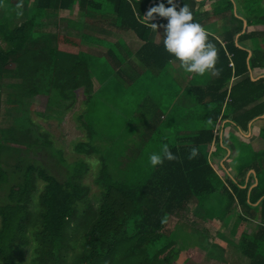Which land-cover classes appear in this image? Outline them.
Listing matches in <instances>:
<instances>
[{
  "label": "trees",
  "instance_id": "1",
  "mask_svg": "<svg viewBox=\"0 0 264 264\" xmlns=\"http://www.w3.org/2000/svg\"><path fill=\"white\" fill-rule=\"evenodd\" d=\"M23 1L25 4L20 7L12 0H0V41L6 44V47L0 45V78L4 74L20 78L25 98L46 96L60 104H65L80 87L85 89V110L76 120L83 126L86 140L75 142L73 151L85 157H97L99 166L94 181L100 187V201L97 208L90 204V188L83 180L91 167L82 158L73 161L65 181L54 177L43 165L8 166L3 161L6 152L34 149L46 150L60 163L64 162V152L55 146L49 133L40 131L32 113L19 118L18 128H1L0 264H187L185 259L189 264L199 245L210 246L209 254L214 250L226 254L228 246L235 245L227 235L239 240L236 251L240 249L248 260L245 264H264V151L255 152L250 146L239 144L234 166L238 175L256 168L258 184L251 189L250 184L235 179L227 187L205 150L215 142V151H223L224 144L215 134L220 122L232 120L247 129L248 123L264 115V78L256 80L253 74L255 69L264 68L263 0H240L248 26L256 30L242 35V39L252 42L251 57L248 50L239 48L233 41L234 32L239 33L241 28L237 25L232 31L227 27L236 21L234 0H177V10L184 4L188 6L193 22L206 30L217 52L215 77L208 76L207 86L189 80L192 86L188 92L200 106L199 115L195 111L192 118L187 110L173 104L184 90L182 77L177 71L170 80L164 76L179 63L164 50L163 39L156 44L160 25L166 24L167 19L144 20L153 6L164 3L168 7L166 0H36L32 8H28L30 0ZM76 4L85 17L92 18L98 12L114 15L116 30L132 32L138 40L133 44L134 50L127 41L124 47H120V41L115 42L119 57L125 61L132 58L130 61L142 71L140 76L129 67V76L126 69L124 74L123 65L109 57L111 50H106L108 55L96 53L113 59V67L125 86L135 89L136 85L140 86L137 89H144L146 97L152 93L145 107L154 109L150 120L154 129L137 156L126 160L125 165L121 159L127 157L135 139L99 132L91 121L94 101L101 91L106 92L107 86L103 87L94 75L96 57L79 49L87 35L69 37L56 32V37H47L39 29L40 21L48 13L55 15ZM204 6L212 7V14L219 16L220 24L227 27L225 46L208 33L213 30L205 25L209 17L202 10ZM150 23H155L157 30ZM77 28L82 30V24ZM54 39L75 52L42 46ZM9 61L15 63L14 69L5 68ZM145 73L157 82L155 88L146 87ZM169 107L171 113H166ZM171 120L183 125V129L174 131ZM135 121L134 118L127 123L128 135L132 137L136 133ZM260 136L264 138V130ZM150 141L153 142L148 146L153 150L146 146ZM165 144L176 159H165L153 166L145 154L150 157L152 153H161ZM193 148L196 155L190 158ZM246 153L253 157L241 163ZM143 160L146 161L141 164ZM38 181L44 187L37 194ZM227 201L228 207L237 208V212H227L224 217L216 215L224 210ZM180 212L187 222H181ZM197 221L205 232L195 228ZM80 228L83 235L78 242L76 233ZM188 242L197 244L198 248L189 247Z\"/></svg>",
  "mask_w": 264,
  "mask_h": 264
},
{
  "label": "rangeland",
  "instance_id": "2",
  "mask_svg": "<svg viewBox=\"0 0 264 264\" xmlns=\"http://www.w3.org/2000/svg\"><path fill=\"white\" fill-rule=\"evenodd\" d=\"M102 13L104 14V12ZM75 14L77 16L81 15L77 11ZM210 21L211 19L209 20V22ZM228 21H230V19ZM60 27V29H56L53 26H51L50 28V26L42 27V25H40L39 29L48 31L49 28L52 32L57 31V34L59 35H70L69 37L76 36V32H72L71 34L67 33L69 32V30H67L66 23L64 25H61ZM85 29L87 31H84ZM97 30L102 32L103 35L95 30H92L90 28V25L88 26L84 23L82 34H86L87 37L86 40L83 39L84 41H82L81 47L79 48L81 50L88 51L89 54L93 56V58L96 57L94 59V63H96L94 68V75L97 78L98 82L103 85V87L105 85L107 86L106 92L104 90L101 91L94 101V110L91 116V121L99 132H106L108 134L110 133V135H118L124 137L131 136V138L135 139V142L130 145V148L126 155L127 157L121 159L124 161L125 165V162H127L126 160L134 159L137 156L138 151L141 150L143 147V143L145 144L147 142L148 139L146 140V138L154 129V123L150 121L152 116L154 115V109H149V107H145L148 104V101H151L150 97L152 96V93L150 92V94H148L146 97L147 93L144 89H137L140 86L136 85V89L130 88L129 86H125L122 80H120L117 76L116 69H114L112 64L113 59L106 58L104 55L101 54H96L98 52H102L103 54L108 55L106 50H111V55H109V57L111 58L112 56L113 58L117 59V61L121 65H123L121 69L124 70V74L127 70V76H129L130 73L128 69L130 68L134 69L140 76L142 71L139 66L136 67L133 64L135 63L133 60V63L130 61L132 58H129V61H125L124 59H122V57H119L118 53L116 52L117 41H120V47H124L123 43H126L127 39V37L125 36L126 33L118 32L115 34L113 29L103 25H98ZM119 36L125 37V39H123L122 37L119 38ZM134 40H136L135 37L133 38V41ZM0 45L6 47V44L2 41H0ZM129 45L134 50L135 47L133 46V44L129 42ZM42 46L49 49H54L55 47H57L63 51L75 52L74 48L67 47L52 40L49 41V43H43ZM97 59L98 61H96ZM14 67L15 63L13 61H9L5 66L6 69L10 70L14 69ZM175 71H177L175 67L173 69L169 68L164 75L165 79L170 80L174 76ZM178 74H180V77H182L180 81L182 83L181 88H183L186 83H189V81L186 80L188 77L193 79V82H195L194 84H197L203 82V80L206 78L207 73L204 75H199L195 79L192 77V73H186L185 71H181L178 72ZM96 78L95 82L99 85V83L96 81ZM143 79L146 83V87L155 88L158 85L157 82L155 83L153 79H149L147 73H145ZM169 82L170 81H167V84H169ZM169 87L171 86L166 85V88ZM84 90V88L80 87L72 96H70V98L65 102V104L54 102L50 97L46 96H37L35 98L28 99L25 98L22 94L21 79L14 75L11 76L10 74H4L0 78V95H2V106L0 107V129L12 127L18 128L20 126L18 124L19 118L27 112L32 113V117L37 121V123L41 127L40 131L44 130L49 133L55 142V146L64 152V162L60 163L56 157L52 156V154H49V152L46 150L37 151L34 149H21L6 152L3 154L2 159L8 164V166H15L18 164L23 166L43 165L47 167V170L50 171V173L60 181H65L67 179L69 172L72 168V163L76 158H82L86 160L90 164L91 169L89 174L86 175V177L84 178L83 183L90 188L88 196L90 204H92L94 208H97L100 201V187L94 181V173L99 166L98 159L96 156L85 157L79 154H75L73 151L75 142L86 140L85 130L81 123L76 120V117L78 115H81L85 110L84 101L86 99V95H84ZM176 114H178V111ZM134 118L136 119V121L133 126L136 130V133L132 137V134L128 135L127 123L128 121H131ZM170 123L174 131L183 129V125H181L180 123H173L172 120L170 121ZM259 124L261 127L264 128V121H261ZM235 134L236 132H232L233 136ZM225 136L226 138L224 142L232 146V149L236 154V151L239 146L238 143L236 141H230L229 139H227L228 133ZM236 137L239 139L237 135ZM145 140L146 142H144ZM152 142L153 141H150L146 145L151 150H153V147L151 148L148 145ZM245 143L251 144L252 147L256 149L262 147L259 144L262 143V141L260 140L257 143V141L252 140V137ZM235 154H231L230 156L222 155V158L219 161L223 163L226 167L225 171L221 170L218 171V173L227 187H230L229 182L231 179H235L238 183H246L245 178L247 173L243 175H238L237 171L234 168V161L236 160ZM246 154L247 157L242 159L241 163H243L245 159L253 157L250 153ZM145 159H149L147 154H145ZM258 159L260 160L262 158L258 157ZM145 161L146 160H143L141 164H143ZM256 167H259V163L256 164ZM145 174L146 173H143L142 175ZM137 176H139V173H137ZM250 185L252 186L251 183ZM37 187L38 190L36 193L38 194L39 191L43 189L44 183L38 181ZM229 203L230 202L227 201L224 210L222 212L217 211L215 214L224 217L227 212L236 213L237 208L230 209L228 207ZM34 204L35 203H33V206ZM179 217L181 222L188 221L187 218L181 212L179 214ZM194 226L195 228L199 227L200 230L205 232L204 227L200 222L197 221ZM224 230L226 232L227 228ZM225 232L223 231L222 234H224ZM82 235L83 229L80 228V231L76 233L78 242H80ZM208 235L210 237L215 236L210 234ZM227 236L231 240L235 241V245L228 246L230 251L227 248L226 254L220 253L216 250H214V253L209 254L210 246L199 245V251L197 250V255H195L194 258L189 259V264H228L230 262H234L236 264L248 263V260L242 256L243 253L241 252V250L239 249V251L237 250L238 252L236 251V249H238L240 245L239 242H237V240L232 235ZM187 245L189 247H197V244H191V242H188ZM220 254L223 255V258L220 256ZM72 255L73 252L70 253V257ZM29 257L30 254H28V258ZM231 259H233L234 261ZM185 262L188 264V261L186 259Z\"/></svg>",
  "mask_w": 264,
  "mask_h": 264
},
{
  "label": "crops",
  "instance_id": "3",
  "mask_svg": "<svg viewBox=\"0 0 264 264\" xmlns=\"http://www.w3.org/2000/svg\"><path fill=\"white\" fill-rule=\"evenodd\" d=\"M36 0H30L28 8H32L35 4ZM235 2V10H234V14L236 16V21H233L234 23H230L227 27L230 30H235V28L240 27L241 31L239 33H236L237 31H235L234 33V43L242 49H246L250 52L249 57L252 56V42L250 39H242V35L244 33H254L256 30L254 28V26H248V22L246 19V11L244 10L243 6L241 5L240 0H234ZM13 4L18 3V5L20 7H22L25 3L23 0H12ZM153 2H151L149 4V6L152 4ZM177 4V2H176ZM262 6L264 7V0L262 3ZM212 7L210 6H204L202 8V10L208 12V21H206L205 25H208L209 27L212 28L213 33L210 32V30H208V33H210L211 35H214V37L223 45L225 46L227 43V40L224 39V33L227 29V27L223 24H220L219 21V16H216L214 14H212L211 9ZM76 11L81 14L79 16H77L75 13ZM114 15H110V14H103L102 12H98L96 14H94V16L92 18L89 17H85V15L80 12L78 5H74L72 7V9L70 10H61L58 14L53 15V13H48L45 18H43L40 21V24H42V27H48L53 26L56 29H60L61 25H64L66 23L67 25V30H69V32H67L68 34H71L72 32H76V36H79L82 33V30L78 31L77 25H81L82 27H84V23L85 25H90V28L92 30L97 31L98 33L102 34V32H100L98 29V25H103L106 26L108 28L113 29V31L116 33H118L119 31L116 30V26H115V20H114ZM211 19V21L209 22V20ZM241 21V22H239ZM86 30V29H85ZM84 30V31H85ZM163 30V28L160 30V32L158 33L157 37H156V44H159L162 39H163V35L161 33V31ZM87 31V30H86ZM41 32H45L47 34V37L51 36V35H55V33L57 32H52L49 28L48 31L45 30H41ZM124 31H121L119 33H122ZM58 33V32H57ZM125 36L127 37L126 41L129 45V42L131 44H135L136 42H138L137 38H135L136 40L133 41L134 35L132 32L128 33L125 32ZM70 36V35H68ZM75 36V37H76ZM208 36V35H207ZM56 37V35H55ZM118 37V36H117ZM116 37V38H117ZM122 36H119V38ZM125 39V37H122ZM117 40V39H116ZM53 41L56 42V40L54 39ZM208 41L212 42V39L209 38L208 36ZM47 42L49 43V40H47ZM87 53H89L88 51H85ZM175 66L177 67L176 70L178 72L183 71V69L180 67L179 63H176ZM258 71V72H257ZM254 77H256L255 79H259V78H264V68H258L254 70ZM195 76V74H193V77ZM208 76H210V78L215 77V73L214 72H209L206 74L207 77V81H205L204 83H198V85H201L202 87L207 86V82L209 81ZM191 78L188 77L186 80H190ZM237 82L236 80H232L231 84L229 85V87H231L233 84H235ZM192 85L190 83H186L184 85V90H182V93L180 94V96L174 101V106L180 109H185L187 110V115L189 117L192 118V116H195V111H196V115H199V111H200V106L198 105L197 101L194 100L191 95L189 94L188 90ZM166 113H171V107L168 108ZM264 121V115L260 118H257L255 120H253L252 122L248 123L247 129H243L240 126H237L236 124H234V122L232 120H224L222 122H220L217 126V132L215 133L217 136H219L220 139V143L224 144L223 148H222V152L218 153L215 151V142L213 143L212 146H208L205 147V150L207 153H209V159L211 161L212 166L214 167V169L216 170V172L218 173V171H225L226 167L224 166L223 163L219 162L220 159L222 158V155L224 156H230L231 154H235L232 146H230L228 143H225L224 140L226 138V134L228 133L227 139H229L230 141H238V145L239 144H245L247 146H250L255 152H262L264 151V138H262L261 135V131L264 130L263 127L260 126V122ZM232 132H236V134L233 136ZM223 134H224V138H223ZM236 135L239 137V139L236 137ZM252 137L253 141H257V143L261 140L262 143H259L260 147L259 149H256L254 147H252L251 144L249 143H245L247 140H249ZM241 139V140H240ZM243 142V143H241ZM239 148V146H238ZM238 150L236 151L235 157H238L239 153ZM223 160V159H222ZM235 168V166H234ZM236 170V168H235ZM219 175V173H218ZM220 176V175H219ZM246 184H252L251 189L256 187L258 184V180H257V174H256V170L255 169H251L247 172L246 174ZM261 200H259L260 202ZM259 202H257L258 205ZM237 240V242H239V240L237 238H235ZM238 252V251H237ZM245 260V259H243Z\"/></svg>",
  "mask_w": 264,
  "mask_h": 264
},
{
  "label": "clouds",
  "instance_id": "4",
  "mask_svg": "<svg viewBox=\"0 0 264 264\" xmlns=\"http://www.w3.org/2000/svg\"><path fill=\"white\" fill-rule=\"evenodd\" d=\"M168 7L160 3L149 9L144 20L150 21L157 17L167 19V23L160 25L163 28V48L172 56L186 73L204 75L215 72L216 48L208 41L206 30L199 24L193 22L192 12L187 5L177 10V0H166ZM157 30L155 23H150ZM196 149L190 152V158L195 157ZM174 160L176 156L165 144L161 153H152L149 160L153 166L163 161Z\"/></svg>",
  "mask_w": 264,
  "mask_h": 264
}]
</instances>
